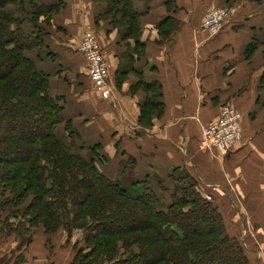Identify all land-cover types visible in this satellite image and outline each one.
Instances as JSON below:
<instances>
[{
	"label": "crops",
	"instance_id": "obj_1",
	"mask_svg": "<svg viewBox=\"0 0 264 264\" xmlns=\"http://www.w3.org/2000/svg\"><path fill=\"white\" fill-rule=\"evenodd\" d=\"M35 3L59 7L46 26L42 52L56 58L38 62L35 50L29 56L51 75L52 96L65 98L63 116L73 120L85 142L101 145L106 158L103 173H118L117 145L120 154L135 159L137 180L151 172L166 180L173 168L186 169L204 194L215 199L229 236L241 242L251 263L264 264V92L259 89L264 46L245 58L252 40L264 39V2L234 1L236 14L213 36L203 27L205 15L229 6V0H133L144 15L142 57L134 42L122 41L112 20L103 17L104 0ZM168 17L176 19L178 28L164 40L159 24ZM87 32L97 34L109 67L112 91L104 99L78 49ZM128 54L135 58L133 69L118 87L116 75L127 64ZM141 80L159 82L165 104L162 117L149 128L138 123L146 97ZM226 103L242 117V141L230 153L210 151L201 141L202 128L220 115Z\"/></svg>",
	"mask_w": 264,
	"mask_h": 264
},
{
	"label": "trees",
	"instance_id": "obj_2",
	"mask_svg": "<svg viewBox=\"0 0 264 264\" xmlns=\"http://www.w3.org/2000/svg\"><path fill=\"white\" fill-rule=\"evenodd\" d=\"M104 1L103 17L112 20L122 41L128 45L133 41L139 57L144 56L146 43L140 39L144 15L133 0ZM35 2L0 0V218L5 215L8 234L21 237L24 232L29 237L19 242L22 251L16 263L24 262L25 249L36 236L33 230L41 227L49 236L66 232L68 242L74 231L81 232L84 246L74 264H252L241 242L229 236L219 207L186 169L173 168L166 180L152 172L137 180L135 159L121 160L119 174L131 176L132 185L142 187L136 195L129 193L123 179L112 180L103 173L106 158L101 145L84 143L73 120L63 116L65 98L51 94V75L29 56L35 50L38 62L56 58L42 52L46 26L59 7ZM177 28L172 17L159 24L164 40ZM263 45L264 39L254 38L245 58ZM133 61L128 54L127 64L119 67L118 87L133 69ZM139 87L146 97L138 123L149 128L165 109L162 87L144 80ZM259 89L264 92V72ZM87 149L89 157L82 155ZM166 182L172 189L165 187ZM168 190L167 203L160 193ZM11 219L18 224L8 222ZM11 259L12 255L8 262Z\"/></svg>",
	"mask_w": 264,
	"mask_h": 264
},
{
	"label": "built area",
	"instance_id": "obj_3",
	"mask_svg": "<svg viewBox=\"0 0 264 264\" xmlns=\"http://www.w3.org/2000/svg\"><path fill=\"white\" fill-rule=\"evenodd\" d=\"M236 14V8L220 7L210 9L203 22L213 36L219 34L232 17ZM79 51L86 57L88 63V75L95 89L108 97L111 94L110 73L102 46L92 32L85 33ZM241 115L235 107L228 104L221 109L216 120L211 121L202 128L204 146L210 150H220L228 153L242 141Z\"/></svg>",
	"mask_w": 264,
	"mask_h": 264
},
{
	"label": "rangeland",
	"instance_id": "obj_4",
	"mask_svg": "<svg viewBox=\"0 0 264 264\" xmlns=\"http://www.w3.org/2000/svg\"><path fill=\"white\" fill-rule=\"evenodd\" d=\"M223 7H226V6H223ZM92 33L96 36L100 44L97 34L95 32H92ZM100 95L102 99H104L103 95L102 94ZM83 141L84 143L89 145V143L85 142V140ZM120 153L121 151H119L118 157H120L121 160L124 161V163L128 162V158H130L131 156L126 155V153L123 155ZM82 155H84L85 157H89L91 155V151L88 149L85 151H82ZM105 175L112 180H122L123 179V182L125 183L124 185L130 190L129 193L132 195H136L142 191V187H134L132 185L134 180L131 176H124V174L123 175L121 173L119 174V172L115 174L114 176H110L107 174ZM164 185L165 187L172 189L171 182H166ZM160 194L164 196L163 202L165 199V201L167 200V203H168L169 196H170L169 190L164 193H160ZM205 196L207 197V195ZM209 198H210L209 200L213 199L212 196H209ZM213 202L215 203V199H213ZM4 219L6 220L5 215H3L0 218V254H2V257L0 258V264H8V258L10 255H12V258H14V264H23L24 262H28L29 264H74V258H75V255L77 254V251L83 248L84 246L82 242L83 236L81 232L74 231L71 240L68 242L66 232L59 231L58 233H56V235L54 234V235L49 236L43 232V229H41V227H38L40 230L39 229L33 230V232L36 230L34 234L36 236L33 239L34 242L31 243V246H28L25 249L24 262L16 263V260H17L16 257L20 255L22 251L21 247H19L18 245H20L22 241L27 242L29 240V237L24 232L22 233L23 235L21 237L20 235L17 236L14 234H8L6 231V227H5L7 222L6 221L3 222ZM8 222L18 224L17 221H15L14 219H11ZM26 235L27 237L25 238ZM77 242L78 244L77 246H75ZM39 258L41 259L40 262H38ZM11 264H13V262Z\"/></svg>",
	"mask_w": 264,
	"mask_h": 264
}]
</instances>
